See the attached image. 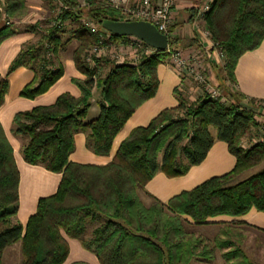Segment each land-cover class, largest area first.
Returning <instances> with one entry per match:
<instances>
[{"label": "trees", "instance_id": "1", "mask_svg": "<svg viewBox=\"0 0 264 264\" xmlns=\"http://www.w3.org/2000/svg\"><path fill=\"white\" fill-rule=\"evenodd\" d=\"M49 1L61 6L53 19L57 24L50 23L37 43L23 45L8 73L19 66L31 68L35 75L20 95L34 98L44 93L63 74L54 56L62 45L61 35L70 33L78 41L73 61L85 80L74 81L80 97L63 93L53 104L16 113L13 118L12 132L23 140L24 161L61 174L56 192L37 201L25 227L15 220L19 173L0 127V264L5 248L16 242H20L21 264H62L69 252L65 236L78 240L100 264H189L195 256H211L213 249L187 234L182 222L201 226L220 223L209 220L217 216H243L251 208L264 212V168L233 182L264 159V124L258 133L261 140L244 147L241 141L256 123L252 110L241 105L240 95L227 90L228 103L206 95L189 102L175 89L177 105L162 110L147 126L132 129L110 162H71L73 136L78 131L87 133L86 144L95 154L109 155L115 136L134 110L154 96L156 68L167 53L155 51L136 65L115 64L101 76L95 68L99 58L94 66L86 62L89 49L99 41L98 34L91 33L81 20L90 19L103 31V19L125 17L104 0H87L85 5L78 0ZM3 6L8 18L24 12L23 0H5ZM204 19L213 40L225 52V80L233 81L239 57L255 50L263 39L264 0H214ZM69 21L77 24L64 31ZM38 24L29 29L35 31ZM11 34L8 27L0 29V42ZM176 44L177 39L170 40L171 46ZM7 88V79L0 78V106ZM94 88L101 97L100 111L95 119L85 121ZM215 140L226 143L235 157L229 172L174 195L166 204L145 193L152 203L143 205L138 192H145L156 172L167 177L184 175L205 159ZM88 219L98 225L86 238Z\"/></svg>", "mask_w": 264, "mask_h": 264}, {"label": "crops", "instance_id": "2", "mask_svg": "<svg viewBox=\"0 0 264 264\" xmlns=\"http://www.w3.org/2000/svg\"><path fill=\"white\" fill-rule=\"evenodd\" d=\"M1 1L0 29L8 27V30L13 31V34L0 42V78H6L8 83L3 104L0 106V127L12 149L13 159L19 173L18 208L15 220L22 227H25L28 218L36 211L37 201L56 192L61 174L51 172L39 165H30L24 161L21 153L23 140L12 132L13 118L16 113L29 111L37 106L51 105L63 93H68L74 98L80 97L81 91L74 81H83L85 76L76 69L73 61V52L78 45V41L71 37L70 33H64L61 35L62 45L56 56H54V60L62 64V76L44 93L34 98L22 97L20 92L32 81L35 75L34 70L27 66H19L8 73V69L23 45L37 43L43 38L44 29L50 23H53V19L59 13L60 4L49 0H23V14L20 17H6L10 21V24L6 25L4 6ZM78 2L80 5L85 3L81 0H78ZM138 2L139 0H130L129 5L132 7ZM159 2L160 0H154L155 4H159ZM204 2L205 0H179L173 11L169 29L173 38L177 39V48L185 52L192 51L201 45L194 28V21L196 20L195 8ZM37 22L39 24L36 26L35 31L29 29V26ZM76 24V22H66L64 31H69ZM206 51L207 54L211 52L210 46L208 49V43ZM130 53L131 57H133L132 53L137 54L135 50ZM126 64L134 65V63ZM206 68L208 79L212 84L219 87L224 94L225 91L230 90L232 93L240 95L242 97L241 105L248 107L253 113L256 112L255 103L264 101V35L260 45L255 50L245 52L239 57L234 68L233 81L225 80L223 70L218 65L209 63ZM156 76L158 85L154 96L144 101L134 110L131 117L115 136L109 155L100 156L95 154L86 144L87 133L78 131L73 136V150L69 155V160L77 164L105 165L110 162L120 142L128 136L132 129L147 126L162 110L175 107L178 103L175 89H177L180 80L167 58L157 66ZM183 95L194 101V98L196 97L197 100L198 97L202 96V93L195 92L189 96L186 92ZM100 101L99 92L94 88L92 90L91 106L85 121L93 120L98 116ZM231 102L233 103L234 100H231ZM260 109L263 110L264 117V108H258L257 111H261ZM211 133L215 136L214 129H211ZM260 140L259 134L249 135L242 139L241 144L248 147ZM234 164L235 157L229 152L226 143L215 140L205 159L199 165L191 166L184 175L179 177H167L163 172L158 171L146 183L145 192L142 193L145 196V193L150 194L161 203L166 204L174 195L191 190L210 177L229 172ZM262 168H264V159L259 165L238 175L235 180L236 182L243 180ZM186 218L191 221L189 217ZM209 220L214 222H238L255 233L264 235V212L257 211L254 208L249 209L247 213L240 217L217 216ZM65 239L69 252L62 264H100L96 256L83 249L78 240L67 236H65ZM14 244L20 247V242Z\"/></svg>", "mask_w": 264, "mask_h": 264}, {"label": "built area", "instance_id": "3", "mask_svg": "<svg viewBox=\"0 0 264 264\" xmlns=\"http://www.w3.org/2000/svg\"><path fill=\"white\" fill-rule=\"evenodd\" d=\"M129 1L130 0H104L106 5L119 11L125 19L149 21L155 25L161 33L166 35L168 39V45L165 49L167 59L180 80L177 90L181 94H186L187 92L189 96L195 92H201L202 95H206L213 100H218L221 103H228L226 95L220 88L209 81L206 68L209 63L218 65L221 68H223L226 63L225 52L218 43L213 40L209 30L204 28L201 24L214 0H205L203 4L195 8L196 20L194 21V28L198 34L201 45L189 52H185L170 45V40L173 39V35L169 28L173 11L179 0H160L159 4H155L154 0H139V2L132 7L129 5ZM1 3L4 4V0H2ZM85 4L86 2L84 5ZM6 17L4 13L5 24L9 25L10 21H8ZM82 23L91 33L98 34L99 37V41L91 46L86 55V62L90 66L95 65V58H99L107 48L113 49L115 45H117L119 52L125 49L136 50L139 48L144 56L151 55L156 51L133 36H127L123 39H114L112 34L104 29L100 31L98 25L90 19L84 18ZM54 24L57 23L53 22L51 25ZM207 43L208 49L209 46L211 47V52L209 54H207L206 51ZM112 49L109 54L115 58L116 64H122V56L112 53ZM49 56L50 54L47 55L48 58Z\"/></svg>", "mask_w": 264, "mask_h": 264}, {"label": "rangeland", "instance_id": "4", "mask_svg": "<svg viewBox=\"0 0 264 264\" xmlns=\"http://www.w3.org/2000/svg\"><path fill=\"white\" fill-rule=\"evenodd\" d=\"M84 1L87 2L86 0H81V2ZM202 25L207 29L205 19ZM111 49L107 48L100 55V61L95 65L97 73L101 76L106 74L116 64L115 58L109 54ZM132 50L134 49H125L119 52L117 45H115L112 53L121 55L123 63H134L136 65L142 60L144 55L138 48L135 50L137 54L132 53L133 57H131L130 52ZM186 98L189 102L196 101V97L194 101H191L187 96ZM255 104L256 112L253 117L256 127L252 128L250 135L260 134L262 132V125L264 124L263 110L260 109L261 111H257L258 108H264V101ZM233 182H236V180ZM138 196L144 206L148 207L151 205V199L145 196L144 193L139 191ZM86 221L84 235L86 238H89L93 229L98 225V222L89 219ZM182 225L187 234H192L194 239H198L203 245L213 249L211 256H205L206 258L199 255L195 256L190 260L189 264H264V235L255 233L250 228L242 226L238 222L227 221L201 226H193L182 222ZM21 260L20 247L17 244H12L5 248L1 264H21Z\"/></svg>", "mask_w": 264, "mask_h": 264}, {"label": "water", "instance_id": "5", "mask_svg": "<svg viewBox=\"0 0 264 264\" xmlns=\"http://www.w3.org/2000/svg\"><path fill=\"white\" fill-rule=\"evenodd\" d=\"M100 27L118 37L133 36L156 51H165L168 39L155 25L145 20L103 19Z\"/></svg>", "mask_w": 264, "mask_h": 264}]
</instances>
